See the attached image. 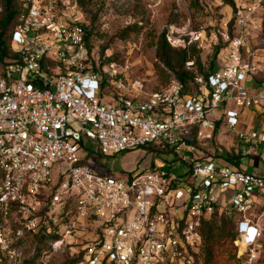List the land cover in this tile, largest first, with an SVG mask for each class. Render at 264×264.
<instances>
[{"label": "built area", "instance_id": "1", "mask_svg": "<svg viewBox=\"0 0 264 264\" xmlns=\"http://www.w3.org/2000/svg\"><path fill=\"white\" fill-rule=\"evenodd\" d=\"M21 1L15 57L0 62V252L44 234L53 237L41 258L48 264L50 250L87 236L80 264H196L203 220L226 205L239 218L240 264H257L264 172L236 169L209 145L223 122L241 161L264 149V84L244 58L263 31L264 0H235V35L225 23L218 66L203 76L187 63L193 92L175 78L150 94L93 56L76 0ZM142 149L151 161L132 177L91 164L92 153ZM159 155L177 166H154Z\"/></svg>", "mask_w": 264, "mask_h": 264}, {"label": "rangeland", "instance_id": "2", "mask_svg": "<svg viewBox=\"0 0 264 264\" xmlns=\"http://www.w3.org/2000/svg\"><path fill=\"white\" fill-rule=\"evenodd\" d=\"M76 1L81 10L82 23L91 32L90 47L93 56L96 59L99 58L103 63H116L120 69L127 73L128 80L141 83L144 87L143 91L147 94L166 89L176 78L157 58L158 41L163 33L166 34L167 41L172 48L189 51L191 56L189 62L194 63L195 69L199 70L200 74L218 66L219 53L227 46L221 35L225 23H229L231 36L235 35L234 28H232L236 13L235 0H233L234 9L222 0ZM253 1L243 0V3L250 4ZM261 17L264 20V9ZM217 48L220 49L215 56ZM245 50V60L257 64L256 83L264 84V28L261 34L247 42ZM188 91H194L192 84L189 85ZM108 100L105 99L104 102ZM221 112L222 110L218 111V113ZM245 114L248 122L253 113L245 111ZM225 136L222 137L224 143L220 140L222 145L220 142H216L217 140L211 142L209 145L211 153L219 156L225 151L227 152L228 148L226 147L236 145L233 143L235 139L233 142L227 143L229 135ZM257 151L260 153L259 149ZM148 152L149 150L142 149L115 158L100 156L91 161V164L114 175H127L136 170L143 171L148 167L151 161L147 155ZM163 159V157L154 158L152 164L167 170H172L173 166H177L174 157H165L169 165L163 164ZM243 165L247 166V161ZM220 209L224 214L228 208L221 205ZM238 220L239 218L236 217L235 229ZM75 239L73 238L70 242L73 243ZM85 239L89 238L86 236L80 240L82 245L79 246L68 245L57 251L50 250L48 264H80L83 262L84 249L87 245ZM15 242L16 240H14ZM9 250L14 252L12 258L8 253ZM45 250L47 248H42L36 264H42L41 258ZM8 252L4 251L3 255H0V264H25L24 261L38 253V247L31 237L26 236L22 246L15 248L12 245ZM262 252L263 246L260 247L257 264L262 257ZM44 261L46 262V259Z\"/></svg>", "mask_w": 264, "mask_h": 264}, {"label": "trees", "instance_id": "3", "mask_svg": "<svg viewBox=\"0 0 264 264\" xmlns=\"http://www.w3.org/2000/svg\"><path fill=\"white\" fill-rule=\"evenodd\" d=\"M222 1L233 9L235 8L233 0ZM0 3L2 6V12L0 14V62H4L7 59H12L15 57L11 48V40L13 32L22 15L23 7L21 0H0ZM87 31V40L90 46L91 32L89 28ZM219 49L220 48H217L215 56L219 52ZM157 58L165 65L168 70H170L175 75L176 79L182 82L188 89L189 85L193 82L192 71L186 69V64L191 60L189 51L186 49L172 48L167 41L166 34L163 33L158 41ZM214 69L215 67L210 71L203 72L201 75L207 76ZM198 72L201 73L199 70ZM90 157L92 160H96V158H99L100 155L97 153H92ZM159 157L162 156L159 155ZM220 157L227 164L241 170L242 156L240 154L237 155L234 152L225 151L224 154L220 155ZM141 171L142 170H139V172ZM128 175L130 177L133 176L131 173ZM224 206L226 207V205ZM222 212L223 211L221 209V211H218L214 215L203 220V243L196 258V264L241 263V260L238 258V248L235 245V241L238 237L237 231L235 229L236 214L230 209H227L224 214ZM26 236L31 237L29 235H25L23 239L17 241L13 247L17 248L22 246ZM31 239L36 244V247H38V253L24 261L25 264H36L42 248L45 247L44 243L47 240L53 239V237H47L44 234H39L37 236H32ZM261 246H263V252L258 264H264V237L261 241ZM0 255H3V253L0 252Z\"/></svg>", "mask_w": 264, "mask_h": 264}, {"label": "crops", "instance_id": "4", "mask_svg": "<svg viewBox=\"0 0 264 264\" xmlns=\"http://www.w3.org/2000/svg\"><path fill=\"white\" fill-rule=\"evenodd\" d=\"M260 86V85H259ZM222 114V112L221 113H219L218 114V116H222L221 115ZM217 127L218 128H220L221 130H220V132H218V134H216V136L217 137H215V141L216 142H220L221 143V141L223 140V138L222 137H224L225 135H224V132L226 131V129H227V126H226V124L225 123H223V122H218V124H217ZM226 137V136H225ZM227 138V137H226ZM230 138V139H229ZM229 138H228V142L227 143H230V142H233L234 141V136H231V135H229ZM225 139V138H224ZM221 140V141H220ZM225 141V140H224ZM223 142V141H222ZM224 143V142H223ZM223 143H221V145L223 144ZM233 143H235V142H233ZM224 146V145H223ZM232 147V145L231 146H229V147H226V148H228L227 149V152H229V149ZM231 150V149H230ZM257 154H258V156H255V155H253V156H249V157H247V158H245L244 160H242L241 161V169L242 170H246V171H248V172H252V173H263L264 172V149H262L261 151H260V153H258V152H256ZM125 159V158H124ZM245 161H247V166H245V165H243L244 163H245ZM243 163V164H242ZM93 166H96V167H98L97 165H94V164H92ZM231 192H227L226 194L227 195H229ZM222 201V200H221ZM259 223H261V222H259Z\"/></svg>", "mask_w": 264, "mask_h": 264}]
</instances>
